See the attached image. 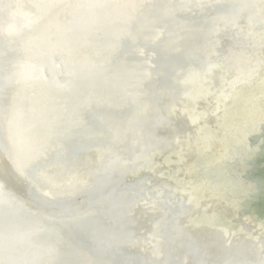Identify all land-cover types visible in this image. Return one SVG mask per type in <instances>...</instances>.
<instances>
[{"label":"water","instance_id":"95a60500","mask_svg":"<svg viewBox=\"0 0 264 264\" xmlns=\"http://www.w3.org/2000/svg\"><path fill=\"white\" fill-rule=\"evenodd\" d=\"M18 1L0 0V264H264L220 146L189 165L188 113L218 125L232 96L190 108L182 83L213 64L215 84L264 76V0ZM209 213L235 236L200 227Z\"/></svg>","mask_w":264,"mask_h":264},{"label":"bare ground","instance_id":"6f19581e","mask_svg":"<svg viewBox=\"0 0 264 264\" xmlns=\"http://www.w3.org/2000/svg\"><path fill=\"white\" fill-rule=\"evenodd\" d=\"M17 3H19L18 0H2V4L7 6L8 11L12 15H18V13H20L16 7ZM10 20L11 18L7 16V12L4 13L0 26L11 27ZM7 27L5 28L6 31ZM18 47L19 46L16 45L15 57L20 59L22 53L21 49ZM1 67L0 65V71ZM213 67L214 64L213 66L209 65L203 72L195 75L189 74L188 78L183 80L182 83L186 86L188 84V79L191 82V89L187 88L184 92L187 105H190V108H192L194 106L193 100L195 98V91L206 88V92H210L216 97L217 103L215 107H218L223 96H232L234 101L233 108L235 107L236 109H233V112L231 110L230 114L228 113L224 116L223 113H221L222 116L220 113H217L219 115L218 117L216 116V119L219 121L218 125H216V123L210 125L206 121H200L199 116L203 112L202 109L200 112H197L193 108L192 110L194 111L188 113L189 121L191 123L195 122L194 125L196 127V133L194 131L193 138L189 141L192 142L189 147L190 151L191 153L194 152L192 159L189 161V165H194L201 171H209L206 164L210 160H213L211 154L214 155L211 144L213 145V143H215L219 145L220 147L217 149L220 151V155L224 157V164L222 165H225L224 168L231 174H235L231 177H226L227 181L223 183L224 186L228 184L229 189L230 187L237 188L234 191L230 189V192H227V196L236 199L241 208H245L253 215L258 225H263V228L256 232V234H259L260 232H264V175L260 174L261 171H264V76H260L255 81L251 79L253 82H243L246 78L245 75H237L236 78L234 77V79H232L222 74L225 71L221 70L220 81L215 84L211 82L213 78ZM17 74V69L13 67V73L11 74L12 83H16V80L20 79ZM9 78L11 79V76H9ZM253 85H255V88L252 90L251 86ZM15 88L16 85L12 84L11 89L15 90ZM198 93L200 95V92ZM183 107L184 106L181 108ZM183 109H186V107ZM215 109L217 108H214L212 111H216ZM186 113L187 112H185V114ZM10 114L11 107L8 105L4 111L3 117H1V124L3 127L7 128V120ZM220 116L221 118H219ZM198 121H200L199 124L196 123ZM179 160L180 157L178 156L176 161ZM237 167H239L238 171L234 173L232 170H237ZM215 174V176L213 175L210 177V181L215 185H220L219 181L223 179L222 175L220 173ZM243 184L249 185L251 191H245L244 195H240L239 199L237 195L240 194L238 187ZM216 199L229 201L225 195H220V197ZM240 201L241 203L243 202V206L239 203ZM206 216L207 218L203 221L196 222L200 227L209 224L215 230L219 228L218 232L222 235L228 232L235 236V233H237V230L231 227L230 223H227L226 220H221L219 217L217 218L214 213H209ZM237 236L245 237L241 236L240 233H238ZM230 237L229 235L228 239Z\"/></svg>","mask_w":264,"mask_h":264}]
</instances>
